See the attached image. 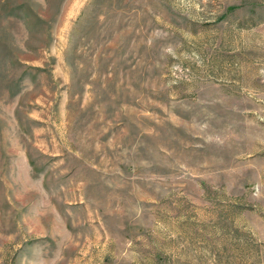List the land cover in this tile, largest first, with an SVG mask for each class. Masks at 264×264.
<instances>
[{"label":"rangeland","instance_id":"obj_1","mask_svg":"<svg viewBox=\"0 0 264 264\" xmlns=\"http://www.w3.org/2000/svg\"><path fill=\"white\" fill-rule=\"evenodd\" d=\"M0 264H264V0H0Z\"/></svg>","mask_w":264,"mask_h":264}]
</instances>
